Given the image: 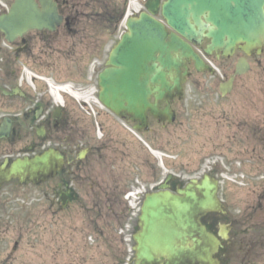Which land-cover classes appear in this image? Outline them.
Instances as JSON below:
<instances>
[{
  "label": "flooded vegetation",
  "instance_id": "obj_1",
  "mask_svg": "<svg viewBox=\"0 0 264 264\" xmlns=\"http://www.w3.org/2000/svg\"><path fill=\"white\" fill-rule=\"evenodd\" d=\"M0 1L3 15L12 0ZM135 1L132 16L144 11L160 21L203 67L197 70L190 56L172 74L167 71L171 88L157 101L165 119L147 110L142 129L130 114H115L99 98V74L109 67L110 52L126 32L121 19L127 0H50L61 17L54 28L33 29L13 41L0 30V165L25 156L50 158L36 184L11 179L0 185V216L12 190L36 191L35 202L23 201L36 211L11 223L18 234L12 250L27 218H37L41 226L39 219L49 217L55 221L46 222L45 230L41 226L39 257L43 264H54L68 245L69 256L74 255L76 214L87 226L92 217L103 218L106 225L109 218L131 217L125 204L133 198L136 210L128 228L133 232L146 194L160 185L174 191L206 179L214 184L221 207L199 220L219 240L217 264H264V49L247 53L241 39L217 34L211 6H203L199 20L189 13L196 32L189 36L168 24L161 6L151 13L147 0ZM236 17L232 13L229 20ZM214 41L238 42L211 49ZM44 71L72 93L57 99L48 95L40 76ZM156 94L151 92V103ZM162 136L165 149L159 144ZM64 226L68 234L60 245L59 228ZM123 239V234L106 237V247L116 264H134V252L123 253L134 242Z\"/></svg>",
  "mask_w": 264,
  "mask_h": 264
},
{
  "label": "water",
  "instance_id": "obj_2",
  "mask_svg": "<svg viewBox=\"0 0 264 264\" xmlns=\"http://www.w3.org/2000/svg\"><path fill=\"white\" fill-rule=\"evenodd\" d=\"M40 2L44 4L42 11L34 0H14L9 13L0 17V29L8 40L28 29H41L60 21L49 0ZM263 4L264 0H166L161 6L169 25L189 36L196 35L188 22L189 13L193 11L194 20H199L203 6H211L214 21H218L216 33L241 39L242 49L249 52L264 48ZM157 6L158 0L146 3L152 13ZM232 13L237 17L230 21ZM235 42L238 41H214L210 48L230 47ZM173 53H180L181 57L192 54L179 37L174 34L168 37L163 25L150 15L141 12L138 17L129 18L127 32L109 57L108 63L113 67L99 76L101 101L117 114L129 113L143 123L146 109L161 117L165 111L160 112L156 104L149 102V85L155 86L156 100L162 99L171 88L164 69L172 74L182 64ZM193 59L196 69H202L201 61L195 56ZM173 80L178 85V79ZM48 163V155L17 158L8 167L0 166V184L12 178L25 183L37 182ZM218 208L215 187L206 179L193 180L174 192L161 185L160 190L149 193L141 207L139 230L133 235L135 264H216L213 255L219 241L200 223L199 217Z\"/></svg>",
  "mask_w": 264,
  "mask_h": 264
},
{
  "label": "rangeland",
  "instance_id": "obj_3",
  "mask_svg": "<svg viewBox=\"0 0 264 264\" xmlns=\"http://www.w3.org/2000/svg\"><path fill=\"white\" fill-rule=\"evenodd\" d=\"M118 3H120V0ZM0 5L2 4L0 3ZM43 73L44 76L48 77L47 79L49 81H52L55 77L51 72L44 71ZM31 86L33 87V85ZM159 144L165 149L163 136L159 140ZM161 156L162 164H164L165 154L162 153ZM162 164L159 163L157 167L164 171ZM35 199L36 191L34 188L28 187L27 189L17 188V190H12L11 200L7 203L9 207L7 211L0 216V264H43L42 261L44 258L41 256L39 257V252L41 250L39 247V232L41 226L43 230H45V223L54 222V219H50L49 217L40 218L39 221L41 226H39L37 218H27V224L23 225L22 239L19 241L16 250H12L14 246V236L18 234L15 233V229L12 227L11 223H15L20 220V218H23L27 211L35 212V206L27 208L26 205H23L24 200L35 202ZM89 220L91 225L87 226L83 216L78 214L75 215V220H73L72 223L74 255L73 257L69 256L70 250L68 248H70V246L68 245L65 251H60L61 254L55 260L54 264H69L70 260H73L71 264H116L114 262V257L111 256V250L106 247L105 238L107 237L110 239V237H112L116 239L119 235V229L127 228V223H129V225L131 224L130 218L126 215L118 218H109L106 221V225L103 223V218L92 217ZM49 227L55 229V227L51 225H49ZM59 232L57 244L62 245L63 238L68 234L66 226L60 227ZM125 233H127V231H125ZM129 236L130 234H125V238ZM85 242L87 245H85ZM130 248L131 245L129 250ZM129 250L125 251V253H129Z\"/></svg>",
  "mask_w": 264,
  "mask_h": 264
}]
</instances>
